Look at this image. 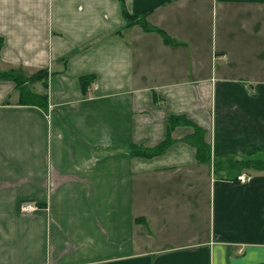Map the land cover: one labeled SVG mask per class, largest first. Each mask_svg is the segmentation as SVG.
Returning <instances> with one entry per match:
<instances>
[{"label":"crops","instance_id":"obj_1","mask_svg":"<svg viewBox=\"0 0 264 264\" xmlns=\"http://www.w3.org/2000/svg\"><path fill=\"white\" fill-rule=\"evenodd\" d=\"M0 39V264H264V172L213 167L264 150V0H0Z\"/></svg>","mask_w":264,"mask_h":264},{"label":"trees","instance_id":"obj_2","mask_svg":"<svg viewBox=\"0 0 264 264\" xmlns=\"http://www.w3.org/2000/svg\"><path fill=\"white\" fill-rule=\"evenodd\" d=\"M122 3L124 4V0H121ZM123 13L125 15V17H127L128 19L132 20L135 18L133 16H131L126 9H123ZM165 39L168 41V38L165 36ZM2 40L0 39V49L2 47ZM12 78L13 80H15L17 83L19 82V85H21V81L23 80V78H21L19 75L15 74V73H2L0 74V78ZM94 80V77L92 78H88V77H83L81 78V83L83 86L84 91L87 90V87L90 85L91 80ZM24 96L25 99H33V96L29 93H27L26 91L24 92ZM173 122L176 123H180L179 118H173ZM204 133L198 129L196 131V134L193 138V140H189V142L191 141V143L196 147L197 149V157L199 158V160L203 163H208L210 162L211 158H210V153H211V146L205 141V137H204ZM172 144V141H167L161 145H159L157 147V149H155V151H146V150H141L140 147L137 146H133L131 148V152L133 155H141V156H155L158 154L163 153L170 145ZM264 154V150L263 149H256L254 151H252L250 153L251 157L254 158H245L243 160H237V159H231L225 162H218V161H214V170L216 172H222L226 169H228L229 171L233 172L236 176V180L238 181V177L240 175H242L243 171H252L255 170L258 172H264V159L262 160L260 156V154ZM256 155V156H253ZM256 157V158H255ZM224 164H227V168L225 169ZM239 173V174H238ZM250 175V174H249ZM239 182V181H238Z\"/></svg>","mask_w":264,"mask_h":264},{"label":"built area","instance_id":"obj_3","mask_svg":"<svg viewBox=\"0 0 264 264\" xmlns=\"http://www.w3.org/2000/svg\"><path fill=\"white\" fill-rule=\"evenodd\" d=\"M247 175H240L238 177V181L246 183L247 181H249L251 178H247ZM37 205L30 203V202H24L21 204V211L24 214H30L33 213L36 209H37Z\"/></svg>","mask_w":264,"mask_h":264},{"label":"rangeland","instance_id":"obj_4","mask_svg":"<svg viewBox=\"0 0 264 264\" xmlns=\"http://www.w3.org/2000/svg\"><path fill=\"white\" fill-rule=\"evenodd\" d=\"M259 157H261V159L263 160L264 159V154H260V156ZM253 172H257V171H255V170H252ZM260 172V171H259ZM239 174V173H238ZM242 175H247L248 177L247 178H251L249 181H247L246 183H249L251 180H252V176L251 175H249L248 174V170H246V171H243V173H242ZM240 182V181H239ZM242 184H246V183H243V182H241Z\"/></svg>","mask_w":264,"mask_h":264}]
</instances>
